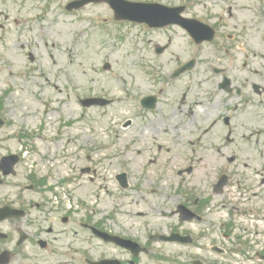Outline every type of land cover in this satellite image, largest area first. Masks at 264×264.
Returning a JSON list of instances; mask_svg holds the SVG:
<instances>
[{"label": "flooded vegetation", "instance_id": "flooded-vegetation-1", "mask_svg": "<svg viewBox=\"0 0 264 264\" xmlns=\"http://www.w3.org/2000/svg\"><path fill=\"white\" fill-rule=\"evenodd\" d=\"M149 1L175 13L183 10L184 17H198L210 26L190 24L191 29L203 31L200 42L178 24L146 26L151 57L145 96L154 97L156 105L152 107L149 101L145 110L144 96L139 100V109L147 117L138 112L142 124H133L135 161L126 166H134L139 173L136 184L154 182L149 177L153 175L165 182L157 184L150 201L143 203L147 208L156 203L172 207L170 219L175 222L165 225L164 232L185 239L175 243L178 250L155 249L146 229L127 227L123 220L101 216L96 210V216L84 210V215H78L81 211L55 202H27L25 186L20 184L14 200L6 204L23 210L25 216L0 222V264H97L105 260L155 264L159 256L163 264H264V231L260 226L251 230L245 210L264 203V191H255L251 181L264 186V0L254 9L259 12L256 17L247 22L248 10L242 8L241 0ZM26 4L24 0L20 7ZM223 4H228L225 14ZM26 22L24 30L29 28ZM241 46L257 47V55L241 51ZM191 62L197 72L176 75ZM195 77L200 79L191 84ZM224 77L230 85L220 88ZM251 160L257 165L249 167ZM219 182L225 186L216 192ZM29 203L35 210L33 217L27 211ZM262 220L259 216L258 222ZM94 229L142 241L146 249L135 252L108 243Z\"/></svg>", "mask_w": 264, "mask_h": 264}, {"label": "rangeland", "instance_id": "rangeland-1", "mask_svg": "<svg viewBox=\"0 0 264 264\" xmlns=\"http://www.w3.org/2000/svg\"><path fill=\"white\" fill-rule=\"evenodd\" d=\"M68 1L36 0L24 8L15 0L3 1L11 4L8 15L0 11V117L6 121L0 130V154L25 155L17 176L9 179V184L30 185L28 174L35 172L38 177L48 176L46 185L60 184L45 191L48 197L65 202L89 201L95 207L97 202L105 210L118 203L119 194L115 195V191H119L127 195L120 201L125 226L143 231L142 222H147L144 218L151 210L136 197L139 191L114 189V174L119 166L110 162L117 161L115 148L104 150V146L114 144L118 132L125 140L130 139L132 131L122 128L126 122L142 124L138 101L148 92V33L133 24L114 22L102 4L67 12ZM26 20L29 28L24 30ZM91 96L113 102L104 107H84L81 100ZM141 114L147 117V112ZM107 153L115 159L110 160ZM106 158L109 169L104 164ZM120 160L130 161L126 155ZM248 164L256 166L257 161ZM87 165L98 170L94 181L80 174ZM66 176L73 180L65 184L61 180ZM251 181L253 189L263 193L264 186L259 188L258 182ZM6 190L0 189V199ZM143 190L151 195L146 187ZM153 194L157 199V193Z\"/></svg>", "mask_w": 264, "mask_h": 264}]
</instances>
